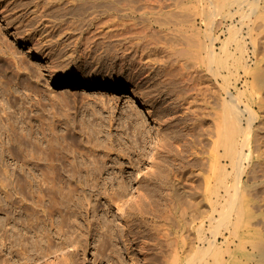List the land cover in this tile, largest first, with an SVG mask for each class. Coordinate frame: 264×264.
Segmentation results:
<instances>
[{
  "label": "rangeland",
  "instance_id": "obj_1",
  "mask_svg": "<svg viewBox=\"0 0 264 264\" xmlns=\"http://www.w3.org/2000/svg\"><path fill=\"white\" fill-rule=\"evenodd\" d=\"M150 1L0 0V242L19 253L16 254H23L24 247L31 252L40 246L38 254L44 256V251H40L46 233L40 225L50 218L42 212L55 209L53 205L60 201L57 196L55 200L49 197L57 194L54 191L57 186L64 185L67 189V183H72L69 186L77 187L78 198L72 195L74 200L68 203L71 209L61 203L60 210L65 215L63 222L70 223V229L64 226V232L58 233V226L55 228L53 246L59 245L53 247L55 252L48 254L49 258H41L42 262L38 260L37 264L84 261L87 264L84 256L95 264L169 263L171 242L174 244L177 231L175 198L167 202L166 214L160 216L147 214L139 218L141 215L130 209L131 204L141 203L138 195L142 189L152 187L150 182H145L150 180L146 174L154 169L153 162L158 161L155 145L162 139L163 130H169L167 137L174 152L183 151L181 162L174 161L175 154L168 155L170 169L176 175L181 172L177 178L172 177V182L180 183L185 242L182 258L208 247V241L215 238L219 249L227 248L225 237L229 233L221 228L215 236L210 227L220 223L229 197L224 189L220 190L218 198L212 196L216 199L212 207L206 192L210 177L207 151L212 137L205 133L203 144L194 143L188 130L195 120H186L184 126H178L175 118L183 115V111L174 114L168 110L176 96L180 101L184 98L185 106L197 111V119L203 116V130L208 131L215 124L214 118L216 113L220 114L222 104L230 101L228 93L237 97L238 107L245 110L246 75L243 68H237L234 58L229 64L230 76L226 70H220V75L212 81L205 68L195 70L196 73L184 70L176 52L186 48L180 38L183 33L178 31L179 20L185 21L184 29L195 26L206 41L205 33L212 31L215 50L220 56L232 31L237 30L238 38L246 45L244 61L254 68L257 61L264 65V19L256 15L216 14L210 22L204 15L188 20L181 13L167 15V4L166 10L159 12L155 10L158 4L151 5ZM148 4L154 6V13L141 11ZM174 38L181 39L182 44H173ZM229 49L236 54L237 44L232 42ZM123 53L127 56L124 61L119 59ZM51 76L116 84L121 91L63 87L52 83ZM174 78L176 85H169L168 80ZM125 93L139 99L137 107L130 106L131 100ZM209 112H213L214 118L206 117ZM257 121L258 126L260 119ZM263 133H259L260 139ZM245 162L241 174L229 167L234 175L231 182L242 175L240 188L249 193L245 197L256 216L252 229L262 230L264 235V216H259L264 214V185L259 181L248 184ZM255 162L258 164L259 160ZM52 177L67 183H47ZM69 178L71 182L67 181ZM48 184L54 187H51L53 195ZM251 185L255 187L250 189ZM41 196L46 199L39 200ZM201 224L200 233L197 228ZM79 225L82 229L77 228ZM71 230L75 232L72 234ZM199 235L204 240L199 241ZM64 251L72 255H64Z\"/></svg>",
  "mask_w": 264,
  "mask_h": 264
},
{
  "label": "bare ground",
  "instance_id": "obj_2",
  "mask_svg": "<svg viewBox=\"0 0 264 264\" xmlns=\"http://www.w3.org/2000/svg\"><path fill=\"white\" fill-rule=\"evenodd\" d=\"M142 1H146V0H142ZM150 2L151 3L155 2L154 3L155 5L158 4L157 5L158 8H155V10H159V12L163 11L164 9L166 10V8L167 9L169 8V11L166 12V13H168L167 15H170V14L172 15L175 13H181L188 20H192V17H196L197 15H204L208 18V22H210L213 20V18L215 17L216 14L241 15L243 17H249V16L256 15L259 19H264V0H152ZM153 3L151 5H154ZM166 4H167V7H166ZM154 6H152V8H151V7H149V4H148V7H144V8L141 7V11L144 14L154 13V11H155ZM164 6L166 8H164ZM159 12H157V14ZM181 14H177V15L182 16ZM179 23H180L179 24L180 26H179L178 31H180L181 34L183 33L182 35H180L181 36L180 38L182 39L183 43L186 45V48L182 49L181 51L177 50L176 52H177V57L180 58L181 62L183 61L182 68L184 70H191V71L196 70L198 72V71H200L199 69L205 68L206 72L209 74L210 81H212L213 78H217L220 75V70H226L230 76L231 72H230L229 64H230V61L234 58L237 68H243L245 71V75H246L245 92H246L247 100H246L245 110L241 111L240 108L238 107V103L240 102L239 99L228 93V96L230 97V101H227V102L222 104L220 114L216 113V116L218 118L217 117L214 118L213 112H209L206 114V117L209 116L211 118H214V120L216 121L214 125L211 124L209 126L210 130H208V131H206L205 129H204L205 131L203 130V128H204L203 124H205L204 120H203V116L200 119H197L198 118L197 117V111L192 110L191 107L189 108V107L185 106L187 104V101L184 98L181 97V101H180L179 100L180 98H178L176 96L172 101L171 110H168L174 114L183 111V115H178L175 118V120L178 121V126H180V125L184 126V124L186 123V120H195V122L192 123V127L189 128V130H188V133L191 136V138L193 139L194 143L203 144L204 139H202V138H204L205 133H207L208 136L212 137V141L209 143V149L207 151V153L210 154L209 157H207L208 158L207 161L209 163L210 177L208 178V181L206 182V192L209 195L210 204L212 207H214V204H216L214 202V200H216V199L213 200L212 196H215L216 198H218L220 190L224 189L229 194V197H228V199L226 201V205L223 209L225 211V214L221 216L220 223H218L217 226L211 224L210 227H212V229H214L212 232H214L215 236L218 235L221 228L225 229L229 233V237H225L226 243H227V248L226 249H219V246L215 243V242H217V239L215 238V239H212L213 241H208V247H203V248L197 249L195 251V253H193V256L188 255L187 257H185V259L182 258L183 257V251L185 250V242H184V237H183V224H182L183 213H182V209H181V193H180V190L178 188L180 183L176 184V181L172 182V180H173L172 177L175 176L176 173L173 172L172 169H170V166L172 165V163L169 159L170 156H168V155L169 154H173V155L175 154L176 157L174 158V161L179 160L181 162V160L183 159V158H181V153L183 151L178 152V154L176 152H174L175 149L172 146V144H170V142H169L170 138L167 137V135L169 134V132H168L169 130H163V132L161 133L162 139H160V142L155 145V151H156L155 160L158 159V161L153 162L155 164L154 169L146 174V176H148V178H150V180L147 179L148 181L146 180L145 182L146 183L150 182V185L152 187L150 188V186L148 185V187L146 188V191L143 188L141 194L138 195L139 202L141 201V203H133L130 205L131 208L128 207L127 209L130 208L134 212V214L139 215V216L141 215L139 218H141V217L144 218V216L147 214H154L156 216H158V215L160 216V215H163L164 213L166 214L167 210L165 207L168 204L167 202L169 200L171 201L172 198L173 199L175 198L174 200H175L176 208H174V216H175V227H176L177 231L175 232L176 233V239H175L174 244H172V242H171L172 249L170 252V260H169V263H167V264H264V235L260 232L262 230L252 229V223H254L253 221L256 219V216L252 212V210L250 209L249 201L245 197V195H247V193H248L247 190L245 188H244V190L240 188V177L242 175L240 177H237L238 175L235 176L237 178L235 180L233 179L234 180L233 183L231 182V179L234 176L232 174V170H234L237 174L243 173V171H242V165L243 164L242 163H244L246 161L245 162L246 163L245 173L249 177L248 184L250 185V183H253V185H255L254 183L259 181V182H261L260 184H262V186L264 185V137H262L263 139H260V134H259L260 132L264 131V65L260 61H257V62L255 61L256 63H255L254 68H252L250 65L246 64V62L244 61V53L246 52V50H245L246 45L244 44V41L242 39L238 38V35H237L238 31L237 30L232 31L230 38L228 39V42L226 44V47H224V49L222 50L223 55L220 56L215 50V43L214 42H215L216 38L212 34V31L208 30L205 33V38L207 39V41H206L203 39L204 36L200 33V31H198L196 29L195 26H191L189 29H184L185 21L179 20ZM125 33H127V32H125ZM181 39L177 40L174 38L171 42H173V44H178L177 46H179L182 44ZM208 41H209V44L207 43ZM232 42H235L237 44V52L234 55L231 52V50L229 49V45ZM126 57H127L126 54L123 53L122 56L119 57V59L124 61ZM196 71H195V73H196ZM175 79L176 78H174L173 80H168V84L175 86L176 82H177ZM51 81H52V83L60 84V86H63V87H77L79 89L99 88L100 90L111 91L114 93H118L121 91V87L119 85H116V84H110V83L96 84L94 81L85 82L82 79L76 78V77L75 78L70 77L69 79H67V78L63 79V78H60L57 76H51ZM128 95H129L128 93H125L124 96H126V98H129L131 100L130 106H136L137 107V105L139 103V99L136 96H129L128 97ZM171 97H174V95ZM185 109H186V112L184 111ZM261 112H262V114H261ZM169 119H173V118H169ZM169 119L167 121H169ZM257 119H260L258 126H257V123H258ZM243 121H245V126H243ZM173 126H174V124H173ZM173 126L171 128H174ZM177 128H179V127H177ZM143 132H144V130H141V134H143ZM3 147H5V146H3ZM144 149H145V147H144ZM1 152H3V151H1ZM191 155H197V154L192 153ZM154 156H155V154H154ZM256 160H259L258 164H257V162H255ZM138 161H140V160H138ZM195 161H197V160H195ZM194 165H196V164H194ZM198 165L200 166L202 164H200V162H199ZM229 167L230 168L232 167L231 171L229 170ZM7 171H9V170H7ZM179 173H181V172L178 171L176 178L179 176ZM2 174H5V173H2ZM56 175L57 174H55V176ZM34 179H36V177ZM44 180L46 181L47 179L44 178ZM50 180H51L50 182H47V181L46 182L50 183V184L51 183L55 184V182H57V181H59V182H57L59 184L60 183L64 184L66 182V180L58 179V177H57V180H56V178H53V177ZM67 181L71 182V179L70 180L67 179ZM31 182L32 181H30V183ZM83 182H85V181H83ZM57 183H56V185H57ZM50 184H48L50 186V189H49L50 191L49 190H47V191L52 192V195H53L54 187H53V185H50ZM69 184H72V183H69ZM69 184L67 183V186H68L67 189H66V186H64V185L63 186H60V185L57 186L59 188L57 189V187H56V189H54V191L56 190L55 192H57V191L58 192L56 195H53L54 197L49 195L50 199L51 198L54 199L57 196V198L60 200L59 202H57V204L53 205V207L56 210L55 209L52 210L50 208L49 209L47 208L46 210H44L42 212V213L45 212V214L47 213V215L44 214V216H48V218H50V220L49 219L45 220L42 218L43 221L45 220L44 221L45 223L43 222L44 225H40V226H43V230L45 231L43 233H46L44 236H42V240H41V238L39 239V240H41V242L44 240V242L42 243V246L44 248L42 247L41 251H40V252L44 251L43 252L44 256L42 255L43 256L42 257L40 254H38L40 246H38L39 249H37V247H36L37 250L33 249L31 251L32 253H34L32 255H30L31 252L27 250L28 247L27 248L24 247V249L22 248L24 250L23 254L20 252L21 255H18L19 254L18 252H14V251L10 250L8 246H5L3 244V242H0V261H1L0 264H37V262H39L38 260L41 261L42 260L41 258L48 257L49 255H52V254H50V253H52V251L55 252V250L53 249V247H54L53 244H55V242L53 240L56 238L55 234H54L56 232L55 228H57V226H58V228H59L58 233L61 231L64 232V230L62 229L64 226L67 227L68 229H70V223H69L70 221L67 220V221H69V222H67V223H69V225L68 224L65 225L66 222L65 223L63 222L65 215H63L62 211H60L62 209L61 207H62L63 203H66L65 206H67L69 209H71L69 204H70V202H72L71 200H74V197L72 195H75V192H76L75 189H77V187L74 189L75 186L72 188V185L69 186ZM56 185H54V186H56ZM4 187H5V185H4ZM51 187L53 189H51ZM123 187L124 186H122L121 188L123 189ZM253 187H255V186L251 185L250 189ZM170 189L173 190L172 194H170L168 192V191H171ZM140 191H141V189H140ZM122 192H123V190H122ZM48 194H51V193H48ZM45 196H47V195H45ZM45 196H41L38 199L41 201H44L42 199H44ZM241 196H243V197H241ZM75 197L78 198V196H76V195H75ZM113 199H112V201H113ZM60 204H61V206H60ZM49 206H52V204ZM79 208H81V207H79ZM2 211H3V209H2ZM41 211H42V209L40 210V213H41ZM64 213H66V212H64ZM67 216L68 215H66V217ZM259 216L263 217L264 214L262 213ZM37 217H39V216H37ZM42 217H43V215H42ZM32 218H34V217L32 216ZM232 218H233V220H232ZM209 219L212 220L213 217L211 216V217H209ZM33 221H34V219H33ZM78 223H80V222H78ZM129 223H130V221H129ZM82 224L83 223H80V225H82ZM258 224L261 225L260 223H258ZM77 225L78 224L76 223V226ZM80 225H79V227H77L78 229L80 227L82 229V226H80ZM26 226H28V225H26ZM100 226H101V224H100ZM50 229L53 231H51ZM100 229H102V228H100ZM202 229H203V224L198 226L197 231H200V233H201ZM33 230H34V228H33ZM27 231L28 230H26L25 232H27ZM65 231H67V230H65ZM71 231L73 234L74 230H71ZM35 232H36V230H35ZM69 232H70V230H68L66 233H69ZM86 232H87V230H86ZM58 233L56 235H58ZM8 234H9V232H8ZM37 234H39L38 231H37ZM69 235H71V233ZM200 235H202V234H200ZM200 235L198 236L200 239L199 241L204 240L203 237L200 238L201 237ZM14 236L15 235H13L12 238H14ZM103 237H105V236L103 235ZM33 240H34V238H33ZM14 241H16V240H14ZM105 243H106V241H105ZM21 244L25 245V244H23V241ZM56 247H54V248H56ZM11 249H13V248H11ZM16 253H18V254H16ZM26 253H27V255H26ZM68 253L66 254V252L64 251V255L65 254L66 255H72V253L71 254H70V252H68ZM37 254L40 255L39 256L40 258L37 256ZM121 255H123V254H121ZM83 256L84 255H82V257ZM83 258L87 259L86 260L87 264H95L93 259L87 258V256L86 257L84 256ZM45 259H47V258H45ZM45 259H43V260L45 261ZM82 261H84V259ZM121 261H122V259H121ZM84 262H81V263L83 264Z\"/></svg>",
  "mask_w": 264,
  "mask_h": 264
}]
</instances>
